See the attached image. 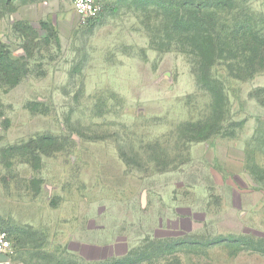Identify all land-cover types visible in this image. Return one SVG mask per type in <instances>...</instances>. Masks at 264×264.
<instances>
[{"label":"rangeland","instance_id":"374dc122","mask_svg":"<svg viewBox=\"0 0 264 264\" xmlns=\"http://www.w3.org/2000/svg\"><path fill=\"white\" fill-rule=\"evenodd\" d=\"M97 1L100 16L80 23L72 35L65 27H20L25 39L8 44L14 32L0 33V49L7 46L29 71L16 87L0 84V230L23 226L34 211L45 210L46 194L33 204L27 192L39 187L32 178L45 174L30 163L45 169L105 163L107 178L87 182L95 188L88 206L104 205L98 222L109 226L106 243L117 238L111 226L121 215L129 251L86 262L49 251L54 239L37 234L29 250L15 248L10 263L264 264V105L254 96L264 102V91H257L264 72L248 81L223 77L228 105L216 117L225 119L222 131L233 132L234 143L250 142L248 173L233 171L229 183L200 154L194 157L186 140L199 133L188 122L209 115L212 100L197 86L193 57L179 44L184 34L168 31L163 15L168 2L194 10L200 0ZM223 2L219 16L229 31L249 20L264 34V0ZM219 69L228 72L223 65L213 72ZM45 136L61 145L53 151L54 144L45 142L52 157L41 150L34 157L33 147L17 146ZM92 170L86 174L93 177ZM160 223L170 234L155 235Z\"/></svg>","mask_w":264,"mask_h":264},{"label":"crops","instance_id":"0c3cea01","mask_svg":"<svg viewBox=\"0 0 264 264\" xmlns=\"http://www.w3.org/2000/svg\"><path fill=\"white\" fill-rule=\"evenodd\" d=\"M47 26L68 28L72 35L73 31L80 26L79 17L74 9V0H0V33L5 29H11L15 34V37L8 44L23 40L24 36L16 30L17 28L41 29ZM20 82L13 87L18 86ZM235 137L220 134L206 141L194 142L191 145V152L194 157L200 154L201 159L216 166L215 169L221 177L231 183L233 171L248 173L246 149L249 142L246 141L241 146L238 141L237 143L232 141L236 139ZM118 153L121 159V154L119 151ZM44 155L52 157L54 154ZM30 166L35 171L40 172L42 170L45 172L38 179L32 178V181L38 182L39 187H30L27 191H32L33 204L46 194L45 210L39 212L40 214L34 211L23 226L18 223L9 226L20 232L37 231L47 240L49 238L54 239V241H48V245L52 247L49 251L56 250L60 253L70 254L81 261L104 262L106 258L113 255L127 254L129 251L128 241L121 238L124 237L121 234L120 220L123 219L121 215H117V227L111 226L112 235H116L117 238L106 243L103 237H105V232L110 230L108 229L109 226H104L103 223L98 222L99 217L103 218L105 215L104 205L96 202L95 208L90 209L88 206L90 203L89 195L92 192V195H95V188L91 189L90 185L87 187V182L90 178H96L100 182L105 180L107 178L105 173L110 167L109 165L100 163L96 166L83 165V167H79V165L74 164H51L46 169L43 164L38 168L31 164ZM90 167L96 168V172L92 170V174L94 171L93 177L86 174ZM79 168L82 169L81 172ZM120 187L117 191L118 194L122 192ZM96 192L101 195L100 197H103L104 188L100 187L99 190L96 189ZM30 203L32 204V202ZM160 222H163V218ZM161 223L155 235L164 237L170 233L169 229L162 226ZM89 236L97 237V239H91ZM19 247V250L30 249L29 244ZM106 251L111 254H106Z\"/></svg>","mask_w":264,"mask_h":264},{"label":"trees","instance_id":"16d2710c","mask_svg":"<svg viewBox=\"0 0 264 264\" xmlns=\"http://www.w3.org/2000/svg\"><path fill=\"white\" fill-rule=\"evenodd\" d=\"M223 1L225 0L212 3L213 1L210 2V0H200L197 5H192L194 10H183L179 6H174L173 2H168L169 6L167 5L163 13L164 18H167L168 31L184 34V38L179 44L185 53L193 57L192 72L197 86L206 90L212 100L209 105L211 110L209 115L201 116L197 121L188 122L192 127L196 125L197 131L199 130V133L196 134L193 131L192 135L186 137L190 143L206 141L220 134L234 135L233 132H223L222 123L225 119L216 117L217 114H222L223 108L228 105L223 77L248 81L264 72V34L255 30L249 20H244L238 25V28L229 31L228 25H225L222 17L219 16V12L227 6ZM16 30L20 31L25 38L21 28ZM158 49L161 50L159 47ZM19 63L20 60L11 55L7 46L0 49V84L13 87L28 74L26 65V70H24ZM221 65L226 66L228 72L219 69L215 74L213 69ZM257 91H264V87ZM254 96L261 105H264L259 94L255 92ZM57 141L55 137H34L17 146L21 147L19 149L33 147L35 151L30 154L38 157L36 153L39 152L36 150H41L40 153L43 154L52 153V151H46L49 145H45V142L54 144V147L59 144L58 147H60L61 145L56 143ZM54 147H52L53 151L58 150L57 147H55L57 149ZM249 147L250 142L246 149V165H248ZM31 160L29 159L28 162L30 163ZM32 166L39 167L34 164ZM246 168L248 170L249 166ZM5 228H7L6 231L9 233L12 243L15 241L14 249L21 245H35L37 241L34 236L40 234L31 230L20 232L11 226Z\"/></svg>","mask_w":264,"mask_h":264},{"label":"built area","instance_id":"2783aa9c","mask_svg":"<svg viewBox=\"0 0 264 264\" xmlns=\"http://www.w3.org/2000/svg\"><path fill=\"white\" fill-rule=\"evenodd\" d=\"M74 9L82 25L96 20L102 12V7L97 0H74ZM0 254L10 257L15 254L12 240L6 230H0Z\"/></svg>","mask_w":264,"mask_h":264},{"label":"water","instance_id":"95a60500","mask_svg":"<svg viewBox=\"0 0 264 264\" xmlns=\"http://www.w3.org/2000/svg\"><path fill=\"white\" fill-rule=\"evenodd\" d=\"M11 261V257L9 255L6 254H0V262L1 263H6L9 264Z\"/></svg>","mask_w":264,"mask_h":264}]
</instances>
